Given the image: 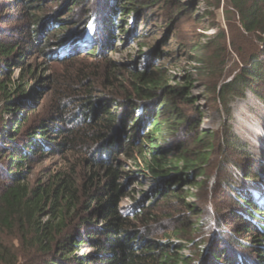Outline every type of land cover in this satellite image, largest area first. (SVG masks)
I'll list each match as a JSON object with an SVG mask.
<instances>
[{
  "label": "trees",
  "instance_id": "trees-1",
  "mask_svg": "<svg viewBox=\"0 0 264 264\" xmlns=\"http://www.w3.org/2000/svg\"><path fill=\"white\" fill-rule=\"evenodd\" d=\"M68 1L70 12L91 5L67 18L45 0H0V264H264L261 206L246 190L238 199L225 190L228 164L257 175L230 127L201 131L191 78L171 85L150 62L121 73L100 54L113 49L112 29L129 11L139 20L159 14L176 31L201 1L214 32L205 43L194 31L179 39L201 64L214 108L228 113L246 91L264 102V0ZM80 54L101 58L102 83L81 69L42 77L29 62L66 65ZM46 91L50 112L29 122ZM38 155L65 164L30 184ZM130 160L135 171L125 169ZM140 175L154 180L152 192L124 214L120 203L135 199L127 188ZM81 246L90 252L78 254Z\"/></svg>",
  "mask_w": 264,
  "mask_h": 264
},
{
  "label": "rangeland",
  "instance_id": "rangeland-1",
  "mask_svg": "<svg viewBox=\"0 0 264 264\" xmlns=\"http://www.w3.org/2000/svg\"><path fill=\"white\" fill-rule=\"evenodd\" d=\"M91 3H96L95 0H88ZM45 6L52 7L57 11L58 16L64 15L67 18L71 17L75 12L84 14L86 9L90 7V3L82 8L77 6L73 11L68 10L70 2L68 0H45ZM186 5L190 0H184ZM191 4V3H190ZM128 6V5H126ZM195 11L192 16V23L180 24L176 31L173 27L166 23L164 17L159 14L145 15L143 20L134 15L133 12H128L122 15V27L112 29L111 44L113 49L103 50L102 56L115 62L118 65V72L126 73L133 69H144L148 62L152 63L155 67H161L165 70L171 85L183 84L187 78H191L194 83L192 94L197 99L196 104L200 107L203 114V119L200 124L201 131L209 133L221 130L222 127H230V132L233 136L230 142H234V148L242 150L246 153V162L252 165L251 170H256L257 175L247 176L243 171L235 165L228 164L227 172L230 176L229 187L225 188L226 192L232 198L239 197L238 194L242 190L248 191L252 195V199L257 201L261 206L256 214L255 222L264 226V203L257 200L256 197L260 194L264 196V102L253 95L250 91H246L243 97L236 98L229 104L230 111L224 112L221 108L215 109L210 95L207 92L205 78L201 73V64L194 61L187 51L182 48L184 38L194 31L193 33L201 34L200 42L205 43L208 40L214 29L208 26V8L204 2H195ZM87 7V8H86ZM156 10V9H154ZM155 12V11H153ZM218 20L224 25V17L221 10L217 12ZM195 19V20H194ZM198 19V22L196 21ZM119 16H115V26L119 24ZM195 21V22H194ZM29 62L39 66V74L42 77L61 75L66 73L75 72L78 69L87 72H95L96 77L94 82H103L104 70H102V61L98 56H83L80 54L76 57L74 62L66 65L54 62H44L37 56L32 57ZM13 77L18 73L17 68L12 69ZM235 73V72H234ZM233 73V74H234ZM72 75V74H71ZM232 76L226 77L230 79ZM113 79V78H112ZM122 81V77H118ZM104 85H101V87ZM116 92H118L116 90ZM34 109L29 113V122L38 120L44 115L48 114L51 109V92L46 91L42 94L36 102H34ZM28 122V123H29ZM67 158V157H65ZM70 156V159H75ZM65 164L62 155H52L40 157L36 156L30 171L27 175L30 184H35L37 181L44 182L49 176L57 169ZM125 169L135 171V164L132 160L127 161ZM140 180L137 184L129 185L127 191L132 193L135 199L131 200L128 197L124 198L120 203V210L124 214H131L136 209V204L148 198L154 186V180L145 175H140ZM214 176L210 178V183L213 182ZM195 192L197 188H192ZM238 199V198H237ZM190 202H197L196 197H189ZM253 201V202H254ZM147 203V200L144 201ZM245 206L246 203H241ZM212 211V204L206 205ZM247 206V205H246ZM248 207V206H247ZM250 208V207H248ZM214 225V224H213ZM216 230L224 231L221 225H214ZM90 249L86 246H81L78 254H86ZM189 248L183 251L184 254H189Z\"/></svg>",
  "mask_w": 264,
  "mask_h": 264
}]
</instances>
